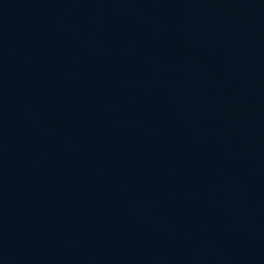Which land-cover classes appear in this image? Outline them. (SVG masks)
I'll list each match as a JSON object with an SVG mask.
<instances>
[{
    "label": "water",
    "instance_id": "1",
    "mask_svg": "<svg viewBox=\"0 0 264 264\" xmlns=\"http://www.w3.org/2000/svg\"><path fill=\"white\" fill-rule=\"evenodd\" d=\"M0 264H264V0H0Z\"/></svg>",
    "mask_w": 264,
    "mask_h": 264
}]
</instances>
